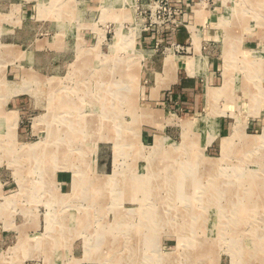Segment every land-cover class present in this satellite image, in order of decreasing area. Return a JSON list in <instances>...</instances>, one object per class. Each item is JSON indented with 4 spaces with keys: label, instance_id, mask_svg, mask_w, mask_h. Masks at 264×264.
I'll return each mask as SVG.
<instances>
[{
    "label": "rangeland",
    "instance_id": "obj_1",
    "mask_svg": "<svg viewBox=\"0 0 264 264\" xmlns=\"http://www.w3.org/2000/svg\"><path fill=\"white\" fill-rule=\"evenodd\" d=\"M131 3L0 0V264H264V0L196 5L231 52L215 107L194 118L147 117V58L185 50L140 46ZM236 122L252 143L224 156Z\"/></svg>",
    "mask_w": 264,
    "mask_h": 264
},
{
    "label": "crops",
    "instance_id": "obj_2",
    "mask_svg": "<svg viewBox=\"0 0 264 264\" xmlns=\"http://www.w3.org/2000/svg\"><path fill=\"white\" fill-rule=\"evenodd\" d=\"M175 1H178L185 10V21L188 27H181L174 34L166 32L163 37L164 39L159 40V44L161 46H166L168 43H177L186 46L188 50L185 51V55H177L171 50L172 56L174 57L173 59L181 65L176 68L174 73L170 74L165 73L164 69L167 55L161 59L159 66L156 67L154 64H156L158 60L156 58H151V53L146 60L148 61V69L144 72L146 75L143 74L142 76L144 80L142 84L144 85L140 97H145L151 102V105L148 104L143 108L156 111L157 114L159 113L162 116H166L167 114L173 115V113L177 116V113H179L181 115H186L188 118H194L196 114L198 115V113L205 110L207 104L208 108L212 109L215 107L217 98H212L210 100L209 95L211 90L216 89L218 91L224 84L223 54L227 52L230 53L231 51L230 46L225 49L226 45L221 48L220 44H217L218 28H214L212 25L213 21L216 19L215 15L211 14V16H208L209 18L206 23L198 22V18H201V16L197 14V17L191 12V8L194 6L192 0ZM191 24L196 26L200 32V35L198 33L194 34V40L190 29ZM215 25L219 26L222 24L216 23ZM258 34H260V32ZM254 35L257 34L244 33L242 41V46L244 48H254L256 46L255 43H257V39L260 37L255 36L254 38ZM262 36L264 37L263 34ZM245 37H253L254 39L248 40L245 39ZM157 39L156 36H147L142 38L139 43L142 47H156ZM210 42H213V44ZM169 112L171 114H169ZM148 122L155 124V126L159 124L158 122ZM217 125L215 130H219L223 135L229 134L230 121L228 119L220 118ZM21 131L28 132L30 128L27 125L21 126ZM215 139L208 145L209 150L216 146ZM10 192L11 189L9 188H0V200H3L0 201V247L7 243V238H3L6 233V221L8 222V219L12 220V215L7 210L9 206L7 207L6 205V209L2 208V204L5 201L4 198L6 199ZM10 211L13 214L12 210ZM8 214L10 218L7 217Z\"/></svg>",
    "mask_w": 264,
    "mask_h": 264
},
{
    "label": "built area",
    "instance_id": "obj_3",
    "mask_svg": "<svg viewBox=\"0 0 264 264\" xmlns=\"http://www.w3.org/2000/svg\"><path fill=\"white\" fill-rule=\"evenodd\" d=\"M192 13H196V5L201 4L211 12L215 11L221 0H192ZM134 5L135 22L140 27V34L143 36H156L157 44L166 32L174 34L181 27H188L185 21V10L175 0H132ZM176 46V47H175ZM173 47L187 51L188 48L173 43Z\"/></svg>",
    "mask_w": 264,
    "mask_h": 264
},
{
    "label": "bare ground",
    "instance_id": "obj_4",
    "mask_svg": "<svg viewBox=\"0 0 264 264\" xmlns=\"http://www.w3.org/2000/svg\"><path fill=\"white\" fill-rule=\"evenodd\" d=\"M122 1V3L124 4V2H128L129 0H121ZM132 1V0H131ZM201 7L200 6H196V8H195V11H196V13L198 14V16H202L203 15V13L204 12H202V9H200ZM220 22H223V20H221V21H219V24H220ZM233 45V44H232ZM83 53V52H82ZM141 54V53H140ZM139 54V55H140ZM82 56H83V54H82ZM142 58V57H141ZM174 57L172 56V53H171V50L167 53V56H166V60H165V67H166V73H168V72H171V73H174L175 71L174 70H176V68L177 67H179L181 64H179V63H177L174 59H173ZM248 59V58H247ZM188 65V64H187ZM137 67V66H136ZM134 69V67H131V71ZM137 69V68H136ZM130 71V72H131ZM132 73V72H131ZM131 73H126V77H124L123 78V80H120L121 82V85H123V84H126V85H128L127 83H130V81H126L127 79H129L130 80V77H132L131 76ZM109 81V80H108ZM136 81V80H135ZM107 82V81H106ZM105 82V83H106ZM116 82V81H115ZM131 82H134V80L133 81H131ZM116 83H118L119 84V81H117ZM101 85L103 86L104 85V83L103 82H101ZM120 85V84H119ZM125 85V86H126ZM133 85V84H132ZM121 87V86H120ZM128 88V87H127ZM132 89H133V87H131ZM238 88H240V87H238ZM217 91V90H216ZM215 91V89H213V90H211V92H210V95H209V98H210V100L212 99V98H216L217 97V95H218V92L219 91H217L216 92ZM100 92H102V91H99V93ZM127 93V92H126ZM103 94V93H102ZM215 96V97H214ZM105 98V97H104ZM103 100V96L101 95L100 97H98V100ZM105 99H107V98H105ZM104 99V100H105ZM100 100V101H101ZM89 101V100H88ZM90 102V101H89ZM99 103V102H98ZM100 104V103H99ZM95 105H98V104H95ZM97 107V106H96ZM58 108V107H57ZM101 109V108H100ZM146 111L148 110V114H147V117H150V114L153 112L154 114H156V111H153V110H149V109H146V108H144ZM82 110V109H81ZM145 112V111H144ZM165 112V111H164ZM147 113V112H146ZM13 116V115H12ZM158 116L160 117V115H159V113H158ZM167 116H172V117H174V114L173 115H168L167 114ZM155 117H157V116H155ZM166 117V116H165ZM163 118V117H162ZM236 119V118H235ZM245 120V119H244ZM11 121V120H10ZM64 121V120H63ZM70 121V120H69ZM152 121V120H151ZM65 122V124H66V122H68L67 120H65L64 121ZM75 122V121H74ZM183 122V121H182ZM244 123L245 122H236L235 123V125H234V127H233V133H232V135L230 136V137H228V138H226V139H224L223 140V149H224V154H222V155H227L228 153H230V152H232L234 149H239V148H247V146H249V144H251L252 143V140H250V139H248L247 137H245L244 136V133H243V131H244V129H245V126L246 125H244ZM183 124H188L189 126H192L190 123H188V122H183ZM78 125H80V124H78ZM85 126V129L87 128L88 129V125H89V122H86V123H82V125H80V126ZM191 128V127H190ZM160 138V137H159ZM263 138V137H262ZM158 139V138H157ZM159 140V139H158ZM238 140H240L241 142L238 144L237 142H238ZM158 142V141H157ZM243 142V143H242ZM158 143H160V142H158ZM37 145V144H36ZM29 146H34V145H29ZM160 146V145H159ZM154 150V149H153ZM22 151H24V149L22 150ZM29 152H31V153H35L36 152V146H34V150L33 149H26V151H25V153H29ZM154 157V156H153ZM152 163V162H151ZM213 164V163H212ZM116 184V183H115ZM252 184V183H251ZM221 185H222V183H221ZM260 185H263V182L262 183H254L253 184V186H252V188H253V190L254 189H256V188H258V187H260V188H262ZM91 186V185H90ZM116 186V185H115ZM220 185H218V187H219ZM217 188V187H216ZM216 190H218V188L216 189ZM234 192H230V194H233ZM244 195V194H243ZM213 196V195H212ZM233 196H234V194H233ZM232 197V196H231ZM243 197V196H242ZM241 199V198H240ZM246 200V199H245ZM233 201V200H232ZM238 202H240V201H238ZM230 204V203H229ZM236 204V203H235ZM234 204V205H235ZM230 206H232V204L230 205ZM237 207V206H236ZM219 208V207H218ZM223 211V210H222ZM241 211V210H240ZM235 212V211H234ZM242 212V211H241ZM145 213V212H144ZM223 213V212H222ZM147 214V213H146ZM124 218H126L125 216H124ZM132 226V225H131ZM132 251V250H131ZM165 258V257H164ZM162 261L163 260H161L160 261V263H162ZM175 261L176 260H173V258L171 257V256H168L167 257V259L165 260V261H163V263L164 264H172V263H175ZM178 262H180V260L178 261Z\"/></svg>",
    "mask_w": 264,
    "mask_h": 264
}]
</instances>
